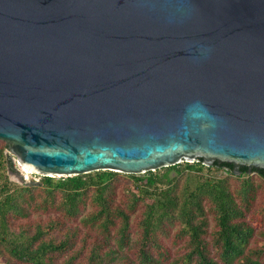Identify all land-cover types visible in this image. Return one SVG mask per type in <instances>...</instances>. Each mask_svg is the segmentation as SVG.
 Wrapping results in <instances>:
<instances>
[{
    "label": "water",
    "instance_id": "95a60500",
    "mask_svg": "<svg viewBox=\"0 0 264 264\" xmlns=\"http://www.w3.org/2000/svg\"><path fill=\"white\" fill-rule=\"evenodd\" d=\"M0 140L40 176L264 169V0H0Z\"/></svg>",
    "mask_w": 264,
    "mask_h": 264
},
{
    "label": "trees",
    "instance_id": "16d2710c",
    "mask_svg": "<svg viewBox=\"0 0 264 264\" xmlns=\"http://www.w3.org/2000/svg\"><path fill=\"white\" fill-rule=\"evenodd\" d=\"M4 148L7 144L0 146V257L6 264H162L169 258V249L158 234L173 222L181 225L179 234L188 239L181 260L175 258L170 264H264V228L258 229L251 247L255 228L264 218V207L261 214L252 208V173L264 181V169L249 173L241 166L235 174L232 164L214 163L212 167L227 175L205 176L202 171L211 167L199 160L143 175L125 174L127 197L117 203L119 172L100 170L57 180L41 176L38 185H17L5 173L13 164ZM184 173L187 181L178 190ZM191 173L192 184L188 181ZM230 178L237 181L234 188ZM148 198L151 201L146 203ZM86 201L93 210L81 222L95 230L93 236L73 224ZM139 203L144 206L137 223L140 236L129 246L132 216ZM209 211L214 219L212 229ZM38 213L52 217L34 218ZM126 246L135 250V259L125 256ZM259 248L263 252L255 256Z\"/></svg>",
    "mask_w": 264,
    "mask_h": 264
},
{
    "label": "rangeland",
    "instance_id": "374dc122",
    "mask_svg": "<svg viewBox=\"0 0 264 264\" xmlns=\"http://www.w3.org/2000/svg\"><path fill=\"white\" fill-rule=\"evenodd\" d=\"M5 142L0 140V146L4 145ZM4 154L6 155V157L12 162L13 167L12 168H8L7 166V170H6V175L8 176V179L17 185H24L23 183H21L18 179V176L15 174V167L16 168H20L18 160L15 156L11 155L9 153L8 148H4L3 149ZM211 168L209 169H204L202 172L204 173L205 176H213V177H224L226 176V172L223 169H219L217 170L215 167L210 166ZM159 170V169H157ZM155 170V171H157ZM182 170V168H181ZM186 171V170H185ZM94 172V171H92ZM145 173L142 174H135V175H143ZM175 172L172 171L171 175H174ZM192 176V173H191ZM253 183H254V188H255V201L253 204V211H257L258 214H261V209L262 207H264V181L262 179H260L256 174H253ZM29 179H35V180H39V178L41 177L39 174L35 173L34 171L32 173H30L28 175ZM54 180L60 179V178H65L66 176H52ZM118 178L120 179V182L116 184L115 187V201L117 203L119 202H124L125 198L127 197L126 194V190H125V185L127 182V176H125V173H121L119 172ZM187 175L181 174L180 175V183L178 186V190H181V187L183 185V183L185 181H187ZM190 184H192L194 182V178L193 176L191 177L190 180ZM230 184L232 185L231 187L234 188L237 184V181H235L234 179L230 178L229 180ZM128 187H130L131 189H133V186L131 183H129L127 185ZM135 190V189H134ZM151 199L148 198L147 200H145V202H150ZM136 212L135 214H133L132 216V224H131V228H130V232H131V241L129 242V246L135 245L137 239L140 236V228L137 225L139 219H140V215L142 213V210L144 209V206L142 203H139L137 208H136ZM93 210V206L89 201H86L85 204L81 207L80 209V215L78 219H74V225H79L81 227L82 230H89V232L91 233L90 235L93 236L95 233L94 229H89L88 226H85L83 224V222H81V218L85 215H87L88 213H90V211ZM209 221H210V229H212L213 227V223H214V219H213V214L209 211L207 213ZM37 216L41 217L42 219H47L48 217H52L51 213H38L37 215H34L33 217L36 218ZM261 226H256L255 228V233L252 237L251 240V247H254V240L255 238L258 236V229L259 228H264V218L262 219ZM181 225L178 222H173L171 224H168L166 226V231L163 233L158 234V237L160 239V242L163 244L164 247H167L169 249V258L163 259L162 264H170L172 260H174L175 258H179L181 260L182 255L186 252L187 250V236H182L179 234V229H180ZM123 252L125 253V256H127L130 259H135L136 258V254H135V250L133 248H128L127 246L124 248ZM263 252L262 249H257L255 252V256H259L261 253ZM153 254L155 256H157V253L155 250H153ZM0 264H6L5 260L0 257ZM236 264V263H235Z\"/></svg>",
    "mask_w": 264,
    "mask_h": 264
},
{
    "label": "bare ground",
    "instance_id": "6f19581e",
    "mask_svg": "<svg viewBox=\"0 0 264 264\" xmlns=\"http://www.w3.org/2000/svg\"><path fill=\"white\" fill-rule=\"evenodd\" d=\"M19 164H20L21 171L24 173V175L26 177H28V175L33 172V168L31 166L24 165V164H21V163H19Z\"/></svg>",
    "mask_w": 264,
    "mask_h": 264
}]
</instances>
